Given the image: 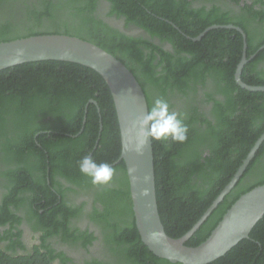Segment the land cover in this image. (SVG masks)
I'll use <instances>...</instances> for the list:
<instances>
[{
	"label": "trees",
	"instance_id": "1",
	"mask_svg": "<svg viewBox=\"0 0 264 264\" xmlns=\"http://www.w3.org/2000/svg\"><path fill=\"white\" fill-rule=\"evenodd\" d=\"M100 1L0 0V43L40 35L92 43L130 71L148 110L162 98L170 110L184 115L185 143L151 141L160 221L166 235L178 239L230 182L264 132V92L243 89L234 79L244 49L242 35L217 28L194 39L212 26L240 28L247 57L255 55L243 67L241 81L264 87V68L259 66L264 60V0L244 5L238 13L228 7L231 2L237 6L238 0H104L107 15L123 18L150 39L167 42L171 52L109 26L98 13ZM120 153L112 97L95 71L60 61L0 71V264H54L56 259L64 264L66 257L47 244L53 237L86 248L92 236L69 226L80 214L66 199L72 187L96 190L103 212L94 208L88 216L103 234L110 254L107 264H172L141 242L124 163L112 166L114 176L106 186H94L78 170L85 155L112 165ZM263 184L264 142L185 245L204 242L240 196ZM22 222L42 234L40 244L23 245L18 229ZM86 264L106 263L94 259ZM209 264H264V215L248 238Z\"/></svg>",
	"mask_w": 264,
	"mask_h": 264
},
{
	"label": "water",
	"instance_id": "2",
	"mask_svg": "<svg viewBox=\"0 0 264 264\" xmlns=\"http://www.w3.org/2000/svg\"><path fill=\"white\" fill-rule=\"evenodd\" d=\"M217 28L235 29L243 37V55L234 75L236 84L248 91L264 92V87L248 86L241 81V71L247 62V46L246 36L240 28L231 25L212 26L194 41L201 40L209 30ZM40 61L78 64L95 71L106 83L114 104L121 142L120 157L110 166L119 162L125 165L135 227L141 242L154 256L172 264H209L248 238L252 228L264 215V184L240 196L204 242L196 247L185 245L243 175L264 142V132L201 218L186 234L173 239L166 235L158 213L152 143L149 141L138 147L141 137L134 122L148 111V107L134 76L111 54L75 37L40 35L0 43V71Z\"/></svg>",
	"mask_w": 264,
	"mask_h": 264
},
{
	"label": "flooded vegetation",
	"instance_id": "3",
	"mask_svg": "<svg viewBox=\"0 0 264 264\" xmlns=\"http://www.w3.org/2000/svg\"><path fill=\"white\" fill-rule=\"evenodd\" d=\"M238 1L239 2L237 6L239 8L233 2H231V5L230 3L228 4V7L232 9L234 13H238V11H240V7H244V5H252L255 0ZM198 4L205 5V3L201 1H199ZM218 5L221 6V4ZM254 7L259 9L258 5ZM97 10L103 21L109 26L120 30L128 36L148 39L153 44L160 46L163 50L171 52V47L167 42L160 41L159 39L155 38L150 39L142 29L132 24L126 25L125 20L123 18H118L114 15H107L108 4L104 0L100 1ZM262 49H264V46L260 48V50ZM254 58L255 55L251 56L250 58L247 57V62L245 63V65ZM259 66L264 68V60L261 61ZM72 189L74 191H69L65 193L66 199L69 205L76 206L80 209V214L77 217L70 219L69 226L70 228H72L73 231L78 230L80 233H82V235H90L93 239L89 242V244H87L85 249L81 247H70L67 244L60 242L55 237L47 239V244L50 245V247L55 251V253L63 254V256L66 257L67 260L64 262V264H86V262L90 263L94 259L99 261L103 260L107 264L109 261L108 257H110V254L108 253L107 248L103 244V234L100 231L99 227L95 223H93L88 216L93 212L94 208L98 209L99 212H103V207L101 206V202L98 199L99 197L96 194V190H89V192H87L78 190V188L75 187H72ZM99 192L100 191H98L97 193ZM1 193L2 191L0 189V196ZM3 229L4 228L0 227V232H2ZM18 229L21 231V242L24 246H26V248L40 244L39 239L42 235L40 232H32L27 226V224L24 222L18 225ZM53 263L63 264L61 259H56Z\"/></svg>",
	"mask_w": 264,
	"mask_h": 264
},
{
	"label": "clouds",
	"instance_id": "4",
	"mask_svg": "<svg viewBox=\"0 0 264 264\" xmlns=\"http://www.w3.org/2000/svg\"><path fill=\"white\" fill-rule=\"evenodd\" d=\"M134 127L141 137L138 147L148 144L149 141L171 140L183 144L188 139L184 115L170 110L169 103L162 98L152 102L149 110L136 119ZM78 170L84 177L89 178L94 186L109 185L114 176V169L107 162L97 163L88 155L78 162Z\"/></svg>",
	"mask_w": 264,
	"mask_h": 264
}]
</instances>
